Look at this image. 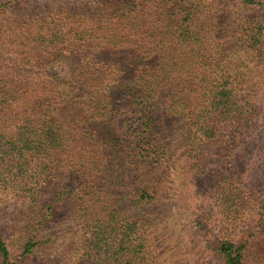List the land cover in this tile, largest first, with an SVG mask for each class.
I'll return each instance as SVG.
<instances>
[{
	"label": "trees",
	"instance_id": "1",
	"mask_svg": "<svg viewBox=\"0 0 264 264\" xmlns=\"http://www.w3.org/2000/svg\"><path fill=\"white\" fill-rule=\"evenodd\" d=\"M13 1L0 6V49L10 36L23 50L0 71V189L22 199L21 255L53 248L56 208L71 200L72 264H176L155 229L176 184L184 194L255 117L264 1L66 0L24 22ZM218 175L234 213L237 176ZM253 214L239 238L205 249L264 264V211ZM0 264H15L1 234Z\"/></svg>",
	"mask_w": 264,
	"mask_h": 264
},
{
	"label": "rangeland",
	"instance_id": "2",
	"mask_svg": "<svg viewBox=\"0 0 264 264\" xmlns=\"http://www.w3.org/2000/svg\"><path fill=\"white\" fill-rule=\"evenodd\" d=\"M6 1L9 0H0V6ZM64 2L67 1L14 0L9 11L20 22L31 21L44 18L43 15L50 14L54 8L67 4ZM256 11L241 10L243 17L255 16ZM5 16L11 17L10 13ZM7 39L5 48L0 49V71L12 73V69L17 68L14 49L20 46L11 42L12 37ZM7 46L11 47L6 49ZM253 101L257 110L248 127L238 134L228 135L234 141L221 154L210 157L205 173L190 181L184 194L176 184V197L169 200L164 225L155 229L160 252L163 256L169 254L176 264H223L211 250L205 249L206 243L216 241L218 236L239 238L241 232L249 228L248 213L254 212L251 219L264 211V81L256 86ZM219 171L234 172L237 176L226 178L227 186L231 185L238 195V199L237 196L231 198L238 204L234 213L221 204ZM21 205V198L8 189H0V234L10 247L15 264H72L77 247L73 238L76 226L72 224V201L66 200L56 208L53 231L58 238L53 248L40 243L29 256L21 255L22 239L27 231V222L20 215ZM203 225L206 227L201 230Z\"/></svg>",
	"mask_w": 264,
	"mask_h": 264
}]
</instances>
